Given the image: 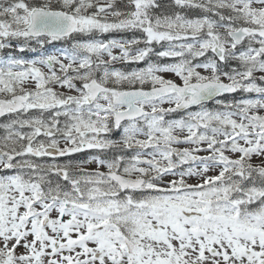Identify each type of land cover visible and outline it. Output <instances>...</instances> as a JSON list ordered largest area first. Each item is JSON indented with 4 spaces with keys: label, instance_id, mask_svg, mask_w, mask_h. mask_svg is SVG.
Segmentation results:
<instances>
[{
    "label": "snow or ice",
    "instance_id": "6c2138e0",
    "mask_svg": "<svg viewBox=\"0 0 264 264\" xmlns=\"http://www.w3.org/2000/svg\"><path fill=\"white\" fill-rule=\"evenodd\" d=\"M0 117V264H264V0H0Z\"/></svg>",
    "mask_w": 264,
    "mask_h": 264
},
{
    "label": "rangeland",
    "instance_id": "374dc122",
    "mask_svg": "<svg viewBox=\"0 0 264 264\" xmlns=\"http://www.w3.org/2000/svg\"><path fill=\"white\" fill-rule=\"evenodd\" d=\"M45 71H46V69H45ZM201 71H202V70H201ZM165 78H167V79H176L177 83H179L178 78H175L173 74H165ZM239 95H242V94H239ZM253 96H254V94H253ZM164 106L167 107L168 105H164ZM4 123H5V122H4ZM2 124H3V123H2ZM24 131H27V129H25ZM4 134H5V133H4L3 128H0V137H2ZM177 147H184V145H179V146H177ZM199 155H207V153L201 152V153H199ZM88 167H89V169H91V168H94L95 165H94V164H93V165H89ZM102 170H103V169H102ZM209 174H214V173L210 172Z\"/></svg>",
    "mask_w": 264,
    "mask_h": 264
},
{
    "label": "trees",
    "instance_id": "16d2710c",
    "mask_svg": "<svg viewBox=\"0 0 264 264\" xmlns=\"http://www.w3.org/2000/svg\"><path fill=\"white\" fill-rule=\"evenodd\" d=\"M113 35H116V36H119V35H121V34H113ZM124 35H128V36H130L131 35V33H127V34H124ZM61 45L60 44H57L56 45V47L57 48H59ZM49 51H52V49L51 48H49L48 49ZM36 54H34V53H26L25 54V56H26V58H32L33 56H35ZM116 67H121V64L119 63V64H117V65H115ZM139 67H144V66H146V62H141L139 65H138ZM131 67H137V65H132Z\"/></svg>",
    "mask_w": 264,
    "mask_h": 264
}]
</instances>
